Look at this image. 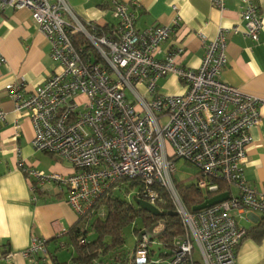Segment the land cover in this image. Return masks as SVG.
<instances>
[{
	"label": "built area",
	"instance_id": "obj_1",
	"mask_svg": "<svg viewBox=\"0 0 264 264\" xmlns=\"http://www.w3.org/2000/svg\"><path fill=\"white\" fill-rule=\"evenodd\" d=\"M240 1V32L257 42L262 16L254 0ZM216 2L222 6V0ZM6 8L30 10L50 42L57 69L29 91L22 77L4 89L14 110L23 111L32 124V147L56 154L73 167L68 174L44 173L19 161L31 191L44 184L65 190L66 202L83 216L122 179L135 180V196L155 207L160 195L154 186L159 185L167 191L184 233L170 245L161 244L169 250L161 255L164 259L152 258L153 238L137 236L127 264H236V249L246 233L238 218L264 213V187L252 186L242 173L261 101L221 78L228 29L218 28L211 40L198 34L204 55L198 68L189 69L177 63L184 51L181 45L157 57L160 45L181 27L178 17L171 25L138 30L128 3L113 0L115 23L103 33L93 22H82L65 0H0V10ZM77 36L87 43H76ZM4 61L0 55V64ZM168 74L185 85L183 93L157 90L158 79ZM5 119L0 110V125ZM175 158L197 169L194 183L204 195L217 190L218 181L236 192L228 190L226 200L190 211L177 191ZM150 227L160 238L165 225L160 220ZM46 243L33 236L23 255L38 264L36 257L48 253ZM78 243L83 245L85 239L79 237Z\"/></svg>",
	"mask_w": 264,
	"mask_h": 264
},
{
	"label": "crops",
	"instance_id": "obj_2",
	"mask_svg": "<svg viewBox=\"0 0 264 264\" xmlns=\"http://www.w3.org/2000/svg\"><path fill=\"white\" fill-rule=\"evenodd\" d=\"M82 22H93L107 29L115 23L111 4L113 0H65ZM127 2L136 16L135 28L142 30L157 24L171 25L178 17L180 28L160 45L165 51L176 45L183 47L177 63L196 69L204 55V46L198 34L213 39L218 28H226L227 65L221 78L241 91L256 96L260 120L250 129L251 143L241 168L246 181L257 189L264 187V0H254L263 19L259 40L252 41L240 31L243 28L240 0H117ZM176 6V10H173ZM239 29L233 32L232 28ZM51 45L39 30L27 8L0 10V110L6 113L0 125V264H34L23 252L31 238L46 240L48 253L37 256L38 264L50 263L58 258L51 249L60 244L66 247L69 230L79 223V216L66 202V191L52 184H44L31 191L29 181L18 166L19 161L41 172H73L72 165L64 158L35 150L31 141L33 127L23 111L14 110L4 85L22 77L26 90L40 85L55 71L50 56ZM160 93L181 94L185 85L174 75H166L157 81ZM164 91V92H161ZM232 193L236 188H228ZM36 199L32 200V196ZM262 213L253 212L238 218V224L247 230L256 224ZM53 245L54 248L50 246ZM9 253L10 256L5 255ZM236 264H264V237L255 240L244 237L236 249Z\"/></svg>",
	"mask_w": 264,
	"mask_h": 264
},
{
	"label": "trees",
	"instance_id": "obj_3",
	"mask_svg": "<svg viewBox=\"0 0 264 264\" xmlns=\"http://www.w3.org/2000/svg\"><path fill=\"white\" fill-rule=\"evenodd\" d=\"M97 28L101 32H106V27ZM76 43L86 44L87 42L82 36H77ZM122 186L129 192L131 188L137 187L139 184L135 180L122 179ZM111 185L106 189L92 204L91 208L83 216H79V223L72 226L69 230L70 242L74 246V254L67 262L58 261L55 257L48 264H103V258L106 254L122 250L124 246L123 229L134 222L136 217L141 216L143 219V227H150L151 224L162 221L165 225L164 232L160 240L165 245H170L174 238L183 235L184 228L178 215H173V207L168 197L167 191L159 185L154 188L160 195V201L156 204V208L162 213L161 216H154L142 210L134 201L119 197ZM178 194L182 201L190 211L195 210L212 197L228 193V186L223 181H218V188L214 191H207L204 195L195 183L182 184L176 183ZM135 196V195H134ZM133 197V196H132ZM95 232L96 237L92 241L86 239L87 228ZM141 227V228H143ZM140 228H134L136 232ZM252 237L260 240L264 237V213L255 225L246 230L244 237ZM79 237L85 239L83 245L78 243ZM121 251L111 256L110 261L119 264H127L128 257H122ZM46 264V263H43Z\"/></svg>",
	"mask_w": 264,
	"mask_h": 264
},
{
	"label": "rangeland",
	"instance_id": "obj_4",
	"mask_svg": "<svg viewBox=\"0 0 264 264\" xmlns=\"http://www.w3.org/2000/svg\"><path fill=\"white\" fill-rule=\"evenodd\" d=\"M139 89L142 91L143 90L142 86ZM161 92H164V91H161ZM165 94H169V93H165ZM174 162H175V166H176V172L174 174V179H175L176 183H182V184L193 183L194 182V176L197 173V169L194 166L186 163L184 161V159H182V158H175ZM122 185L123 184L120 181L112 187V190L114 191V193L119 195V197H123L125 199L132 200V196H134L138 191V186L131 188L129 190V192H127L124 189V186H122ZM141 227H143V219L141 216H138V217H136L134 222H132L131 224H129L128 226H126L123 229L124 246H123L122 250L116 251L117 253L119 251H121L120 255L122 257H125V256L131 257L132 256V250L136 244L137 236H138L137 232L134 231V228H141ZM95 237H96L95 232L91 229V227H88L87 233H86V239L88 241H92L93 239H95ZM67 241L69 244H67L66 247H62V248L58 247L55 250L51 249L52 252L55 255H57L58 261H62V262L69 261L75 252L74 246H73V244H71L70 240H62L61 242H67ZM153 241L154 242L152 244H150V250L154 252L152 255V258L153 259H158V258L164 259L161 255L163 253H167L169 250L161 245L162 241L160 240V238L155 237V238H153ZM50 247L54 248L53 245H51ZM116 252L106 254L103 258V261H104L103 264H111L112 262L110 261V258Z\"/></svg>",
	"mask_w": 264,
	"mask_h": 264
},
{
	"label": "water",
	"instance_id": "obj_5",
	"mask_svg": "<svg viewBox=\"0 0 264 264\" xmlns=\"http://www.w3.org/2000/svg\"><path fill=\"white\" fill-rule=\"evenodd\" d=\"M227 197H228L227 192L216 195V196L212 197L211 199L207 200L206 202H204L202 205L198 206L195 210H200V209L209 207L211 205L220 203V202L226 200ZM132 199L142 210H144V211H146V212H148L154 216H161L162 215V213L155 206L149 204L145 200H142L136 196H133ZM173 215H177L176 212H173ZM151 229L152 228L150 227V228H147L145 230H142L140 232V234L138 235V237H140V235H142V234H146L149 238L158 237L160 235V234H154Z\"/></svg>",
	"mask_w": 264,
	"mask_h": 264
}]
</instances>
